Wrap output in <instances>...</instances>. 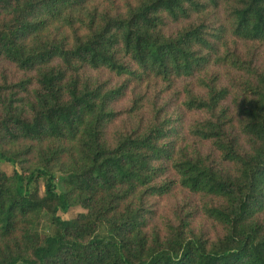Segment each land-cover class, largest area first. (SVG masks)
I'll list each match as a JSON object with an SVG mask.
<instances>
[{
  "label": "trees",
  "instance_id": "trees-1",
  "mask_svg": "<svg viewBox=\"0 0 264 264\" xmlns=\"http://www.w3.org/2000/svg\"><path fill=\"white\" fill-rule=\"evenodd\" d=\"M0 161V264H264V0H0Z\"/></svg>",
  "mask_w": 264,
  "mask_h": 264
},
{
  "label": "rangeland",
  "instance_id": "rangeland-1",
  "mask_svg": "<svg viewBox=\"0 0 264 264\" xmlns=\"http://www.w3.org/2000/svg\"><path fill=\"white\" fill-rule=\"evenodd\" d=\"M15 166L13 165V163H9V162H5V161H0V172H4V173H10L12 171V169H14ZM60 175L56 174V180L55 183L58 187V189L61 191L62 190V184L61 181L59 180ZM38 187H39V191L40 194H43V190H44V182L42 181V179H40L38 181ZM74 212L70 211L67 216L68 217H73ZM47 227H48V217L46 215L43 216L42 222L40 224V229L42 231H47Z\"/></svg>",
  "mask_w": 264,
  "mask_h": 264
}]
</instances>
